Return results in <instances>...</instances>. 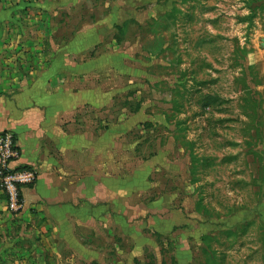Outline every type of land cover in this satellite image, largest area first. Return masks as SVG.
Listing matches in <instances>:
<instances>
[{"label":"rangeland","instance_id":"obj_1","mask_svg":"<svg viewBox=\"0 0 264 264\" xmlns=\"http://www.w3.org/2000/svg\"><path fill=\"white\" fill-rule=\"evenodd\" d=\"M21 1L0 35L49 16L54 51L0 70L29 97L50 233L0 230V264H264V0Z\"/></svg>","mask_w":264,"mask_h":264},{"label":"crops","instance_id":"obj_2","mask_svg":"<svg viewBox=\"0 0 264 264\" xmlns=\"http://www.w3.org/2000/svg\"><path fill=\"white\" fill-rule=\"evenodd\" d=\"M25 1V2H24ZM17 2V1H16ZM28 8H34L37 9V11H41L42 14L44 11L47 12L49 9L47 7V4L43 2L42 0L39 1H32V0H22L21 5L14 7V5H7L6 11H12V10H25ZM24 13V12H23ZM44 15V14H43ZM40 26H43L40 29V33L36 32L33 34L32 31H28L26 33L19 32V30L14 31L10 34L7 33L6 36L0 35V53L2 52V49H6L7 47H10L11 49L16 50L23 54L26 52L28 47H36L37 49V55L39 58L42 59V57L46 58L50 56V52L54 51V47L51 44L50 37L46 35V28L50 27V25L47 23L50 20V17L43 16V19L40 18ZM42 20L45 24H42ZM46 20V21H45ZM12 21L9 18V21L5 23V25L10 29V25H12ZM42 28L45 32H42ZM11 31V30H10ZM19 34V35H17ZM23 48V49H22ZM31 50V49H30ZM2 59H5L2 58ZM5 73L0 70V130H6L10 131L15 135V138L17 140V145L20 150V159L15 164L18 167L27 168V165H33L35 162V150L38 148L35 144L29 140V134L26 132V126L29 128L30 126L27 125L26 120L28 116V110H31L29 105V97L27 95L24 96H14L11 94L10 90H13L15 88V83L13 81V77L11 80L9 77H7L5 80ZM15 119H18V124L16 123ZM20 119V120H19ZM13 120V121H11ZM20 125V127H19ZM22 125V128H21ZM263 141H264V133L262 135ZM29 168V167H28ZM41 176L36 177V183H34L32 186L23 188L22 189V197H23V208L21 212L14 217L8 216V212H6L5 208V200L4 196L0 193V219H3L5 222H7L6 225H3L1 227V231H4L5 234H12V232H15L16 236H24L26 233L29 234H41L42 237H47L50 231H47L45 233H41L39 230H41V225L44 224L42 220H39V216L43 215L47 211V207L44 204L43 198H45V183L46 181H41ZM43 211V214H42ZM38 216V217H37ZM13 218V219H10ZM39 220V221H36ZM16 240H20L21 237H15ZM17 244V243H16ZM11 248V245H8ZM18 247V246H17ZM34 248V246L32 247ZM22 250V247L20 249L16 248L14 250ZM22 263L24 264L23 259H21Z\"/></svg>","mask_w":264,"mask_h":264},{"label":"built area","instance_id":"obj_3","mask_svg":"<svg viewBox=\"0 0 264 264\" xmlns=\"http://www.w3.org/2000/svg\"><path fill=\"white\" fill-rule=\"evenodd\" d=\"M20 150L15 135L0 130V193L4 196L6 212L19 214L23 208L22 189L35 182L33 171L18 167Z\"/></svg>","mask_w":264,"mask_h":264},{"label":"trees","instance_id":"obj_4","mask_svg":"<svg viewBox=\"0 0 264 264\" xmlns=\"http://www.w3.org/2000/svg\"><path fill=\"white\" fill-rule=\"evenodd\" d=\"M215 100H214V98L213 97H206L205 98V103H204V107H207L208 105H210V103H213ZM195 167H193L192 168V170H193V173H195V169H194ZM195 176V175H194ZM193 180H195V179H193Z\"/></svg>","mask_w":264,"mask_h":264}]
</instances>
